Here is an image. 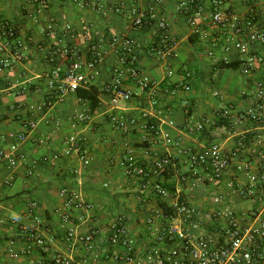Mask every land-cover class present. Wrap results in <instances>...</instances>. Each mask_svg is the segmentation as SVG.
<instances>
[{"label":"crops","instance_id":"crops-1","mask_svg":"<svg viewBox=\"0 0 264 264\" xmlns=\"http://www.w3.org/2000/svg\"><path fill=\"white\" fill-rule=\"evenodd\" d=\"M79 1L47 0V10L41 16L40 24H35L30 17L37 11L33 0H0V18L9 19L20 28V39L27 57L12 71L0 73V150L10 149L16 142L13 135L23 132V121L33 118L37 127L27 142L20 146L19 153L30 164L38 163L32 176L28 174L29 164L16 168L0 164V264H36L41 260L40 253L14 259L8 251L11 241L18 237V228L12 223V218L27 215L33 202L37 203L44 234L52 244V253L43 258L47 264H56L54 258L58 253L63 254L70 264H104L87 261L89 257L83 245L69 248L61 221V215L68 211L76 216L78 232L82 235L94 230L108 232L118 217L124 216L137 249L141 251L149 246L152 241L149 218L155 211L170 213L173 200L158 199L142 192L136 181L124 176L120 162L127 153H134L149 163L157 157L172 154L177 157L178 168L184 169L185 157L180 156L179 149L172 145L149 146L143 143V134L139 130L123 134L114 126L113 115L123 113L138 117L146 110L162 125L165 133L173 140L181 141L182 148L194 150H200L210 142L209 130L199 134L195 131V124L204 118L216 121V113L221 109H230L235 116L253 107L264 116V99H257L259 90L264 89V63H257L248 75L243 73L241 66L250 54L264 58L262 45L251 44L244 54L232 51L228 66L216 65L213 56L223 58L226 55L224 43L229 33L212 27L209 19L200 21L195 30L185 15L178 11L181 0H95L102 8L81 7ZM212 1L202 0L208 16L213 10ZM222 1L232 12L234 20L246 22L248 6L244 0ZM257 3L258 9L264 12V0ZM132 11L145 14L147 24L134 27ZM151 14L155 16L154 20L150 19ZM160 20L167 21L177 42L169 66L146 53L157 44ZM117 37L131 38L142 47L139 68L145 76L160 83L155 89V104L148 98V93H142L127 81L125 87L140 96L120 105L122 111H113L110 97L103 88L111 82L112 70L120 58L121 49L113 44ZM53 49L74 51L67 57L58 56L57 61L63 65L71 62L87 65L93 50L105 53L100 75L90 88L84 89L97 92L100 105L94 112L77 93L69 94L52 107H44L49 94L48 81L46 84L44 76L54 67L48 61ZM170 66L175 71L172 77L167 76ZM186 73L193 74L187 81ZM181 82H187L191 90L178 88ZM238 131L247 132L253 139L238 152L223 180L219 184L211 183L207 187L184 192L187 200L204 212L213 210L209 191H223L229 184L235 186L234 191L227 192L238 214L243 216L264 208L261 194L254 200H244L237 190L248 185L246 170H243L245 165H250L253 173L260 171L258 152L264 150V140L260 146L255 137L264 135V129L244 123ZM72 138L83 140L85 161L70 149ZM240 140L237 136L228 137L225 149L228 152L235 150ZM147 149L150 150L148 155ZM174 171L160 179L171 190L177 182ZM72 194L77 201L91 208L78 210L70 207ZM100 241L110 252H124L122 248L110 247L106 239Z\"/></svg>","mask_w":264,"mask_h":264},{"label":"built area","instance_id":"built-area-1","mask_svg":"<svg viewBox=\"0 0 264 264\" xmlns=\"http://www.w3.org/2000/svg\"><path fill=\"white\" fill-rule=\"evenodd\" d=\"M248 6V18L245 23L236 21L232 12L222 0L212 1V13L208 16L202 0H181L178 11L182 12L188 24L195 30L200 21L210 20L212 27L227 31L225 36L223 58L213 56L216 65L230 64L229 54L232 51L247 53L251 44H260L264 47V12L258 9V0H244ZM37 6L35 15L30 16L35 24H40L41 16L47 10V0H33ZM81 7L93 6L102 8L95 0L79 1ZM134 16L133 26L143 27L147 24V16L132 11ZM154 20L155 16L150 15ZM71 28L68 27V30ZM157 44L147 49L150 57H155L167 65L173 59L177 46L172 37L166 20L157 24ZM46 31L43 30V33ZM113 44L119 46L120 58L117 66L112 70V80L103 90L110 97L113 111H122L120 105L127 104L136 99L139 94L125 83L130 81L142 93H148V98L155 104V89L160 83L145 76L139 68V54L142 49L137 42L128 37H117ZM73 50L53 49L48 56V61L54 64L52 71L45 75L48 81L49 94L44 102V107H52L62 102L69 94L80 89L90 88L100 75V66L104 61L105 53L93 50L90 62L84 65L71 62L63 65L58 62V56L67 57ZM47 59V56H46ZM27 57L20 39V28L9 19L0 18V73L12 71L17 64H22ZM257 63H264L261 55L250 54L241 62L244 74H250ZM169 66V65H168ZM175 71L168 68L167 76H174ZM192 73H186V81L191 79ZM178 88L190 91L187 82L178 84ZM257 99H264V89L257 93ZM217 120L202 119L195 124V131L199 134L209 130L210 142L200 150L182 148L180 140H173L168 133L162 130V125L155 121L154 116L143 110L140 116H128L123 113L113 115L114 126L123 134L128 135L135 130L142 132L143 143L149 146L165 144L179 149L178 154L185 157L182 163L184 169L178 168L177 157L166 154L157 157L149 163L134 153H127L120 167L127 179L136 181L142 192L158 199H172L170 213L155 211L148 220L152 241L144 250H138L131 237L130 226L124 216L112 224L108 232L99 230L82 235L78 232L77 218L68 211L61 215L63 229L66 232V242L69 248L83 245L88 254L87 261L103 262L104 264H264V208L253 210L241 216L233 203L229 200L227 190L234 191L233 184L223 191H209L210 205L213 210L204 212L199 206L187 200L184 195L186 190L195 191L207 187L208 184H219L227 175L228 170L238 156L241 148H245L252 140L247 132L238 131L244 123L256 124L264 129V116L253 107H248L241 113L233 116L230 109H221L216 113ZM81 118V117H80ZM171 126L174 124L171 122ZM35 119L28 117L23 121V132L13 135L16 139L10 149L0 150V164L11 168L29 164V175L36 172L38 163H29L27 158L19 153L20 146L29 139L30 134L36 129ZM237 136L241 140L233 151L225 149L228 137ZM261 146L264 135L256 137ZM70 149L78 153L82 161L83 140L72 138ZM149 148V147H148ZM150 150H146L149 154ZM126 155V154H125ZM57 158V157H56ZM259 173L250 171V165H245L248 185L237 189L244 200H254L258 194L264 197V150L258 152ZM175 170L177 178L173 190L168 188L160 179ZM174 191V192H173ZM65 194V192H63ZM264 200V199H263ZM264 202V201H263ZM69 206L78 210H88L90 205L77 201L75 195L69 197ZM37 203H31L27 215L12 218V223L18 228V237L9 245V254L12 258L30 257L42 254L41 260L36 264H47L43 258L52 253V244L44 234L40 216L37 214ZM79 220V219H78ZM212 229V231L210 230ZM112 248H122L123 253L110 252L104 249L103 241ZM54 262L56 264H70L63 254L58 253ZM86 263V261H85Z\"/></svg>","mask_w":264,"mask_h":264},{"label":"trees","instance_id":"trees-1","mask_svg":"<svg viewBox=\"0 0 264 264\" xmlns=\"http://www.w3.org/2000/svg\"><path fill=\"white\" fill-rule=\"evenodd\" d=\"M76 93L80 99H84L89 103L91 111L94 112L99 107L100 101L97 98L96 91H86L84 89H80Z\"/></svg>","mask_w":264,"mask_h":264},{"label":"rangeland","instance_id":"rangeland-1","mask_svg":"<svg viewBox=\"0 0 264 264\" xmlns=\"http://www.w3.org/2000/svg\"><path fill=\"white\" fill-rule=\"evenodd\" d=\"M125 156H127V154Z\"/></svg>","mask_w":264,"mask_h":264}]
</instances>
